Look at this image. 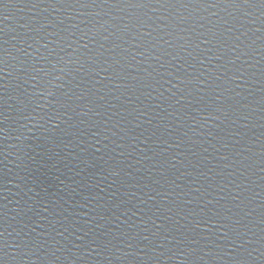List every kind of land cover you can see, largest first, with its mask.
<instances>
[{
	"label": "water",
	"instance_id": "95a60500",
	"mask_svg": "<svg viewBox=\"0 0 264 264\" xmlns=\"http://www.w3.org/2000/svg\"><path fill=\"white\" fill-rule=\"evenodd\" d=\"M0 264H264V0H0Z\"/></svg>",
	"mask_w": 264,
	"mask_h": 264
}]
</instances>
